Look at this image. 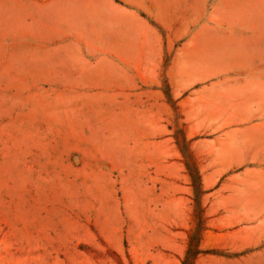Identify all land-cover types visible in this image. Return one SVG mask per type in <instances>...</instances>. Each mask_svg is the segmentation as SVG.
<instances>
[{"label": "rangeland", "instance_id": "374dc122", "mask_svg": "<svg viewBox=\"0 0 264 264\" xmlns=\"http://www.w3.org/2000/svg\"><path fill=\"white\" fill-rule=\"evenodd\" d=\"M0 264H264V0H0Z\"/></svg>", "mask_w": 264, "mask_h": 264}, {"label": "trees", "instance_id": "16d2710c", "mask_svg": "<svg viewBox=\"0 0 264 264\" xmlns=\"http://www.w3.org/2000/svg\"><path fill=\"white\" fill-rule=\"evenodd\" d=\"M195 188L197 189V191H200L198 181L196 182V186H195ZM196 196H197V195H196Z\"/></svg>", "mask_w": 264, "mask_h": 264}]
</instances>
